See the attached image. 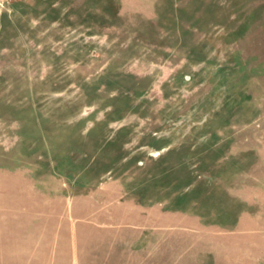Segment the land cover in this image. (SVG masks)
<instances>
[{
  "label": "rangeland",
  "instance_id": "1",
  "mask_svg": "<svg viewBox=\"0 0 264 264\" xmlns=\"http://www.w3.org/2000/svg\"><path fill=\"white\" fill-rule=\"evenodd\" d=\"M219 239L264 240V0H0L2 264Z\"/></svg>",
  "mask_w": 264,
  "mask_h": 264
},
{
  "label": "crops",
  "instance_id": "2",
  "mask_svg": "<svg viewBox=\"0 0 264 264\" xmlns=\"http://www.w3.org/2000/svg\"><path fill=\"white\" fill-rule=\"evenodd\" d=\"M153 242H155V241H153ZM237 244H238V242H226L222 239H219L217 241V244H215L216 249H217V254H215L214 250H209V251H212L213 256H209L207 254L206 257L203 258L204 260H202L201 262L203 264H208L207 262L210 261L211 258H215L219 263L224 264L225 260L227 258H230V260L232 262L230 264H242L244 261L249 260L251 262L252 258H260V257H261V260L264 261V240H262L260 242L250 241L248 246H244V244L241 242L239 243V245H237ZM152 245H153V247H155L156 243L155 244H150V243L148 244V246H152ZM213 245L214 244H211V246H213ZM237 246H239V249H236ZM225 247H227V248L225 249ZM158 248H160V247L158 246L157 249ZM247 248L250 250L249 255L244 252L245 249H247ZM192 250L194 252V248H192ZM154 252H155V254L152 255L150 253V256H148V258H157V255H156L157 250H154ZM151 256H153V257H151ZM194 258H200V257L195 256ZM15 259H17V260H10V262H15L18 264H63L65 258H53L52 260L51 259L47 260L49 258H15ZM206 259H208V261H206ZM192 260H195V259L191 258L190 261H192ZM2 262H3V260H2V258H0V264H2ZM154 262L155 261H153V263Z\"/></svg>",
  "mask_w": 264,
  "mask_h": 264
}]
</instances>
